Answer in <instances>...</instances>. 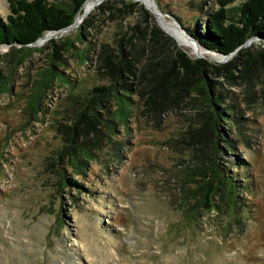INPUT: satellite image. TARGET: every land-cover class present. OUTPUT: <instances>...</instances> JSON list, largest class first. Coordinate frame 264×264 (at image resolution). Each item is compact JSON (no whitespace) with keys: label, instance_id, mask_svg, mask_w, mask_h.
Segmentation results:
<instances>
[{"label":"rangeland","instance_id":"obj_1","mask_svg":"<svg viewBox=\"0 0 264 264\" xmlns=\"http://www.w3.org/2000/svg\"><path fill=\"white\" fill-rule=\"evenodd\" d=\"M245 1L228 5L233 18ZM153 2L186 39L195 38L189 30L205 31L223 4ZM9 12L0 0V19ZM82 17L32 44L30 56L0 45V264H264V39L225 55L195 38L200 54L142 0H105ZM86 20L91 27L77 41ZM158 29L164 36L154 38ZM176 47L207 62L217 107L235 109L220 121L233 147L224 139L217 146L239 189L210 204L201 173L213 155L193 135L209 109L192 105L199 97L183 85L188 73ZM107 58L131 69L129 89L120 91L132 106L127 128L110 122L112 99L103 123L78 117L93 89L108 84ZM49 68L64 81L32 98ZM66 140L92 151L82 171L60 159Z\"/></svg>","mask_w":264,"mask_h":264},{"label":"trees","instance_id":"obj_2","mask_svg":"<svg viewBox=\"0 0 264 264\" xmlns=\"http://www.w3.org/2000/svg\"><path fill=\"white\" fill-rule=\"evenodd\" d=\"M8 1L10 12L6 18L0 19V45H9L14 51L20 49L23 55L30 56L34 52L30 48L32 44H35L49 32H61L71 26L88 0ZM221 1L223 2L221 8L209 14L205 31L189 30L201 45L221 54L229 55L244 46L252 38L264 39V0H246L239 7L237 19L231 16L232 8L228 7L235 0ZM90 27L89 20H86L80 26L81 31L76 37L77 41L84 42V32L88 31ZM158 36H164V32L160 29L155 31L154 38ZM170 40L172 41V39ZM154 41L158 42L157 39ZM73 43L74 40H70L69 42L64 41L62 44L67 46V50H70ZM173 45L176 46V43ZM244 53L250 55L251 49L246 47ZM79 56L82 57L81 54ZM174 57L175 59L179 58L187 69L188 74L182 78L184 87L193 93L192 96L198 95L199 97L198 101L193 99L192 105H200L209 109L204 114L200 129L193 135L203 146L204 154L207 157L210 154L213 155L208 159L201 173L206 178L202 184V193L205 199L203 202L210 204L211 198L214 199L221 191L231 188V192L235 193V190L239 189L238 182L227 175L218 161L222 151L220 150L221 147L217 146L218 141L226 137L220 121H222L226 111L230 114V111L235 109L234 107L230 109L217 107L218 100L215 99L212 92V85L209 79L203 75L207 65L204 59L192 60L188 53L179 47L174 49ZM50 58L53 59V56ZM107 61L109 63V72L106 77L108 84L93 89L92 97L82 105L78 117L90 119L93 125L96 122L103 123L104 118L100 112L106 109L108 100L112 99L115 101L116 107L111 112L110 122L112 124L120 123L124 128H127L132 106L128 95L126 93L121 94L120 91L129 89L128 84L124 81V73L131 71V69L127 65L124 66L123 61L112 62L108 58ZM148 67L153 69V64H148ZM196 75H199L198 78ZM55 79L64 81L63 75L55 72L53 68L43 72L37 81L38 86H36L32 98L39 96ZM34 104L38 106L36 102ZM33 108L36 113H39L35 107ZM233 121L237 122L236 119ZM108 128L113 130L115 126L108 125ZM223 141L228 149L233 147L231 141L226 140V138ZM59 157L62 161H69L71 167H77L82 171L86 159L89 157L93 159V153L88 148L78 145L74 140H66ZM70 182L77 184L73 180Z\"/></svg>","mask_w":264,"mask_h":264},{"label":"bare ground","instance_id":"obj_3","mask_svg":"<svg viewBox=\"0 0 264 264\" xmlns=\"http://www.w3.org/2000/svg\"><path fill=\"white\" fill-rule=\"evenodd\" d=\"M103 1H105V0H88V1L85 3V5L83 6L82 10L80 11V13H79V17L81 18L82 15H83V13H85V12H86V13L91 12V11H92L97 5L101 4ZM142 1H144V2L147 3L148 5H152V6L156 7V6H155V3L153 4V0H142ZM156 8H157V7H156ZM157 9H158V8H157ZM79 17H78V18H79ZM159 20H160V22L162 23V25L164 26V28H165L167 31L173 33L174 36H175L176 38H178V40H179L183 45H185V46H187V47H189V48H192L194 51H196V46H195L192 42H190L188 39H186V37H184L182 33H180L179 31H176V30L174 29V27H173L171 24H169V22L166 21L165 18H163V17L161 16V17H159Z\"/></svg>","mask_w":264,"mask_h":264},{"label":"water","instance_id":"obj_4","mask_svg":"<svg viewBox=\"0 0 264 264\" xmlns=\"http://www.w3.org/2000/svg\"><path fill=\"white\" fill-rule=\"evenodd\" d=\"M155 3V6H157V4H156V2H153V4ZM147 4V3H146ZM85 5V4H84ZM83 5V6H84ZM148 5V4H147ZM148 7L152 10V12L156 15V17H161L162 16V14H161V12L159 11V9H157L156 7H154V6H152V5H148ZM80 13V12H79ZM79 13L77 14V16H76V18H75V21H74V23L71 25V26H69V27H67V28H65V29H63L61 32H57V31H55V32H49L48 34H54V33H64V32H66V31H68L69 29H71L73 26H75V25H77L79 22H80V20L85 16H83L82 18H78L79 17ZM163 17V16H162ZM187 39L190 41V42H192L195 46H196V52H198V53H202L203 51L200 49V46H199V43L196 41V39L195 38H193V37H191V36H187ZM254 39L252 38V39H250L245 45H248L249 43H251L252 41H253Z\"/></svg>","mask_w":264,"mask_h":264}]
</instances>
